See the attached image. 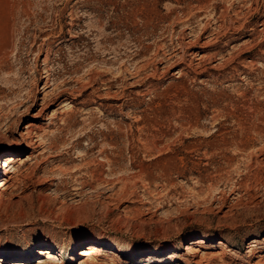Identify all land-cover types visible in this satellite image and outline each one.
Here are the masks:
<instances>
[{
	"label": "rangeland",
	"instance_id": "obj_1",
	"mask_svg": "<svg viewBox=\"0 0 264 264\" xmlns=\"http://www.w3.org/2000/svg\"><path fill=\"white\" fill-rule=\"evenodd\" d=\"M9 158L0 264H264V0H0Z\"/></svg>",
	"mask_w": 264,
	"mask_h": 264
},
{
	"label": "bare ground",
	"instance_id": "obj_2",
	"mask_svg": "<svg viewBox=\"0 0 264 264\" xmlns=\"http://www.w3.org/2000/svg\"><path fill=\"white\" fill-rule=\"evenodd\" d=\"M62 103H63V101L61 102V104ZM24 129L26 130V133H24V132L23 133L27 134V137L26 136L25 137L28 138L27 144H25V145H26V148H27L26 152L29 153L28 154V156H29V155H31V152L36 147V142L33 140L32 136H31V134H32V132L34 130L33 124L32 123L27 124ZM31 156H29V157H31ZM5 158H7V157H5ZM13 164L14 163H13L12 158L4 159L3 164H0V176L3 178L1 183H0V193L4 192V190L8 186L9 180L11 179L10 171L13 168ZM2 195H3V193H2ZM51 230L50 229H40V233L43 234L45 232L48 235ZM74 235H75V233H74ZM25 238H26V236L23 235V234L18 235V234H14L13 232H10V231H0V245L1 244H11L12 245L15 242L18 243L21 240H25ZM222 244H223V242H219V246L222 245ZM258 244H260V241L258 239H256V238L251 239V242L248 243V245H247L248 246L247 248H249V253L253 254L254 250H255V247H257ZM220 247H223V246H220ZM41 253L44 254V253H47V252L41 251ZM176 264H181V263H176Z\"/></svg>",
	"mask_w": 264,
	"mask_h": 264
}]
</instances>
